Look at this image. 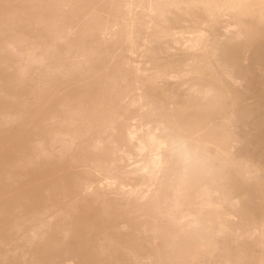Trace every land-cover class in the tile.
Instances as JSON below:
<instances>
[{"label":"rangeland","instance_id":"374dc122","mask_svg":"<svg viewBox=\"0 0 264 264\" xmlns=\"http://www.w3.org/2000/svg\"><path fill=\"white\" fill-rule=\"evenodd\" d=\"M233 2L0 0V264H264V0Z\"/></svg>","mask_w":264,"mask_h":264},{"label":"bare ground","instance_id":"6f19581e","mask_svg":"<svg viewBox=\"0 0 264 264\" xmlns=\"http://www.w3.org/2000/svg\"><path fill=\"white\" fill-rule=\"evenodd\" d=\"M229 1H230V0H229ZM243 1H245V0H234V2H233V7H235V8L238 7ZM259 1H260V0H258V2H259ZM211 2H212V1H211ZM260 3H261V2H260ZM125 6H126V5H125ZM257 6H258V5H257ZM257 6H256V7H257ZM127 8L130 10V8H131V2L128 3ZM210 8H211V7H210ZM235 8H234V9H235ZM241 8H242V7H241ZM229 9H230V8H229ZM231 9H233V8H231ZM238 9H239V8H238ZM226 10H228V9H226ZM241 10H242V9H241ZM258 10H259V9H258ZM231 11H232V10H231ZM236 11H237V10H236ZM225 12H226V11H225ZM235 13H237V12H235ZM229 15H230V13H229ZM262 18H263V17H262ZM95 20H96V19H95ZM91 24H92V23H91ZM85 28H86V27H85ZM150 34H151V33H150ZM18 44H19V43H18ZM19 46H20V45H19ZM2 48H3V47H2ZM2 48H1V49H2ZM70 61H71V60H70ZM70 61H69V62H70ZM46 65H47V64H46ZM29 66H30V65H29ZM46 67H47V66H46ZM17 69H18V68H17ZM149 76H150V75H149ZM149 76H148V77H149ZM154 76H155V75H154ZM154 80H155V79H154ZM145 82H146V81H145ZM139 84H140V83H139ZM142 84H143V83H142ZM191 88H192V87H191ZM213 96H214V94H213ZM206 97H207V96H206ZM206 99H207V98H206ZM109 108H110V107H109ZM113 111H114V110H113ZM113 111H112V112H113ZM98 113H99V112H98ZM80 118H81V117H80ZM83 118H84V117H83ZM100 118H101V117H100ZM108 118H109V117H108ZM139 118H140V117H139ZM79 120H80V119H79ZM82 120H83V119H82ZM99 120H100V119H99ZM109 120H110V118H109ZM115 120H116V119H115ZM103 121H104V120H103ZM65 122H66V121H65ZM99 122H101V121H99ZM114 123H115V122H114ZM65 124H66V123H65ZM152 125H154V124H152ZM134 128H135V127H134ZM138 129H140V127H139ZM153 129H154V128H153ZM155 129H156V127H155ZM155 129H154V131H156ZM168 129H169V128H168ZM157 130H160V129H157ZM140 131H141V130H140ZM160 131H161V130H160ZM190 131H191V130H190ZM48 132H49V131H48ZM114 132H115V130H114ZM129 132H130V131H129ZM129 132H128V133H129ZM188 132H189V131H188ZM74 133H75V132H74ZM135 133H136V132H135ZM135 133H134V134H135ZM195 133H196V132H195ZM195 133H194V135H195ZM200 133H202V132H200ZM134 134H131V136H135ZM146 134H147V131H146ZM129 135H130V134H129ZM136 135H137V134H136ZM140 135H141V134H140ZM141 136H142V135H141ZM146 136H147V135H146ZM146 136H145V137H146ZM151 136H152V135H151ZM172 137H173V136H172ZM72 138H73V137H72ZM73 139H74V138H73ZM132 139H133V137H132ZM60 140H61V139H60ZM141 140H142V139H141ZM143 140H144V139H143ZM159 140H160V139H159ZM173 140H174V138L172 139V141H173ZM64 141H65V140H63V142H64ZM72 141H73V140H72ZM96 142H97V141H96ZM139 142H140V141H139ZM139 142H138V143H139ZM145 142H146V141H145ZM150 142H151V141H150ZM150 142H149V144H150ZM161 142H162V141H161ZM161 142H160V143H161ZM167 142H168V141H167ZM185 142H188V140L185 141ZM64 143H66V141H65ZM67 143H68V142H67ZM69 143H71V142H69ZM140 143H141V142H140ZM172 143H173V142H172ZM142 144H143V143H142ZM146 144H147V143H146ZM163 144H165V143H163ZM180 144L182 145L181 142H180ZM185 144H186V143H185ZM171 145H172V144H171ZM41 146H42V145H41ZM43 146H44V145H43ZM66 146H67V145H66ZM124 146H125V145H124ZM140 146H141V145H140ZM140 146H139V147H140ZM161 146H162V144H161ZM182 146H183V145H182ZM201 146H202V145H201ZM71 147H72V146H71ZM144 147H145V146H144ZM178 147H179V145H178ZM58 148H59V147H58ZM58 148H57V150H58ZM62 148H63V147H61L60 149H62ZM123 148H124V147H123ZM142 148H143V146H142ZM165 148H166V147L164 146V149H165ZM144 149H145V148H144ZM157 149H158V148H157ZM162 149H163V148H162ZM164 149H163V150H164ZM138 152H139V150H138ZM153 152H154V151H153ZM175 152H176V151H175ZM144 153H145V152H144ZM60 154H61V153H60ZM143 156H144V155H143ZM154 156H155V155H154ZM156 156H157V155H156ZM183 156H184V159H185V160H190V161L193 160L192 155H190V154H188V153H186V152L183 153ZM138 157H139V153H138ZM159 157H161V156L159 155ZM144 158H146V157H144ZM144 158H143V159H144ZM154 158H155V157H154ZM154 158H153V159H154ZM156 158H157V157H156ZM166 158H167V157H166ZM129 159H130V158H129ZM127 160H128V159H127ZM158 160H159V159H158ZM130 161H131V160H130ZM183 161H184V160H183ZM140 162H141V161H140ZM140 162H139V163H140ZM153 162H154V161H152V163H153ZM141 163H142V162H141ZM17 164H18V161H17ZM130 164H131V163H130ZM155 164H157V163H155ZM8 166H9V165H8ZM238 166H239V165H238ZM156 167H157V166H156ZM140 168L142 169V167H140ZM141 169H140V170H141ZM145 169H146V168H145ZM189 169H190V168H189ZM243 169H244V168H243ZM243 169H242V170H243ZM102 173H103V172H102ZM241 173H242V172H241ZM107 175H108V173H107ZM184 177H185V176H184ZM147 183H148V182H147ZM153 184H154V182H153ZM163 184H164V183H163ZM145 185H146V184H145ZM154 185H155V184H154ZM142 186H143V185H142ZM151 186H152V185H151ZM81 187H82V186H81ZM140 187H141V186H140ZM184 188H185V187H184ZM246 189H247V188H246ZM79 191H80V190H79ZM196 192H197V191H196ZM181 194H182V192H181ZM183 194H184V193H183ZM187 194H188V193H187ZM51 196H52V195H51ZM133 197L135 198L136 196H133ZM178 197H179V196H178ZM142 199H143V198H142ZM250 200H251V199H250ZM61 202H62V201H61ZM170 202H171V201H170ZM250 202H251V201H250ZM129 204H130V203H129ZM200 204H201V203H200ZM250 205L252 206V204H250ZM67 206H68V204H67ZM175 206H176V205H175ZM178 206H179V205H178ZM245 207H246V206H245ZM253 208H255V207H253ZM245 209H247V207H246ZM248 210H249V208H248ZM248 210H247V211H248ZM254 210H256V209H254ZM66 211H67V210H66ZM249 211H250V210H249ZM249 211H248V212H249ZM46 212H47V210H46ZM68 212H69V211H68ZM65 213H66V212H65ZM138 213H140V212H138ZM188 213H189V212H188ZM46 214H47V213H46ZM68 214H69V213H68ZM255 214H256V211H255ZM255 214H254V215H255ZM188 215H189V214H188ZM251 215H252V214H251ZM190 216H191V214H190ZM200 217H201V216H200ZM171 218H172V217H171ZM188 218H189V217H188ZM42 221H43V220H42ZM173 221H174V220H173ZM186 221H187V220H186ZM188 223H189V222H188ZM41 224H42V223H41ZM180 224H181V223H180ZM191 224H192V223H191ZM189 226H190V225H189ZM254 228H255V227H254ZM38 230H39V229H38ZM167 231H168V230H167ZM36 234H37V233H36ZM178 235H179V234H178ZM176 236H177V235H176ZM253 236L255 237V235H253ZM176 240H177V239H176ZM252 240H253V239H252ZM252 240H251V241H252ZM202 241H203V238H202ZM253 242H254V241H253ZM163 250H164V249H163ZM150 258H151V257H150ZM160 260H161V258H160ZM162 262H163V261H162ZM171 262H172V261H171Z\"/></svg>","mask_w":264,"mask_h":264}]
</instances>
